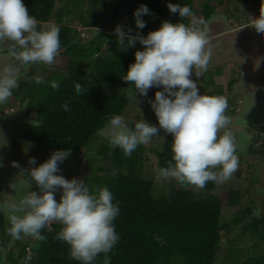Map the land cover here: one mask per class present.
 I'll list each match as a JSON object with an SVG mask.
<instances>
[{"label":"trees","instance_id":"16d2710c","mask_svg":"<svg viewBox=\"0 0 264 264\" xmlns=\"http://www.w3.org/2000/svg\"><path fill=\"white\" fill-rule=\"evenodd\" d=\"M96 1L107 2L110 6L117 3V8L114 6L116 20L125 19L122 23L124 30L130 28L133 35L139 31L145 37L158 30L164 21L172 24L190 23L192 18L182 19L178 13H170L167 7L169 3L187 5L192 9L195 18H200L195 10V0ZM23 3L29 15L34 16L39 23L47 24L53 16L56 17L61 42L57 59L63 69L60 71L63 74H58L61 77L55 71H46L44 83L20 82L13 90L11 102L21 97L22 103L27 106L25 117L33 121L24 125L23 139L44 145L52 152L71 149V154H80L89 148L94 136L108 128L111 117L123 116L130 106L129 95L132 90L123 78L129 66L135 62V52L142 51L143 46L137 42L139 49L120 51L117 36L102 31L95 32L87 44L83 43L82 33L65 23L66 18L74 15L78 5L76 3L73 10L69 9L71 0H23ZM141 5H146L151 15L142 17L146 21V27L138 30L134 12ZM214 11L208 5L205 6L203 20L207 21ZM83 28H91V25ZM256 36L259 38L260 34ZM105 47L107 54L103 55L101 52ZM209 73L208 77L201 78V85L197 83L201 95L224 96L238 83L234 80L224 92L216 85V79L224 74L222 69L210 70ZM52 81L59 83L58 90L51 87ZM76 83L85 86L82 95L76 93ZM116 87L123 88V92L107 93V89ZM65 103L68 104L69 111L63 110L62 105ZM262 130L264 127H261L260 131ZM256 140H252L248 154H257L254 147ZM108 143H104L96 156L110 163L115 171L106 173L102 180H95L94 186L87 185L91 189L107 187L113 193V202L120 207V214L114 221L119 241L109 253L98 255L93 264H216L219 247L229 233L228 228L221 225V217L223 211L229 208L240 210L236 214L235 222L251 217V224L244 227L245 231L250 230L264 241V232H260V226H264V217L254 214V205L242 210V191L231 189L215 195L213 193L217 186L224 182L217 184L209 181L203 189H193V186L183 187L169 178V182L158 192V181L145 176L147 168L146 159L142 156L143 145L128 157L121 149ZM172 143V135L167 136L155 151L158 164L155 171H150L154 175H158L157 170L167 167L172 160ZM235 145L240 167L246 162L250 167L246 154L243 151L240 154L237 144ZM241 173L242 171L238 174L239 178ZM251 194L255 196L254 192ZM2 198L3 190L0 185V200ZM61 228V224L48 225L42 230L41 234L45 237L43 240L29 236V246L23 245L16 259L13 249L10 248L7 260L12 264H26L29 258L36 261V264H81L71 258L69 246L57 239ZM5 229L7 220L0 207L1 244L6 243ZM241 253L243 252H230L227 261L237 263ZM3 260L4 256L0 251V264H3ZM239 264H264V254L253 255Z\"/></svg>","mask_w":264,"mask_h":264},{"label":"clouds","instance_id":"9594fccd","mask_svg":"<svg viewBox=\"0 0 264 264\" xmlns=\"http://www.w3.org/2000/svg\"><path fill=\"white\" fill-rule=\"evenodd\" d=\"M167 7L182 19L192 18L190 23L164 21L146 37L139 31L133 35L132 29L125 31L123 26L114 29L120 51L135 48L137 42L143 46L142 51L135 52V62L123 80L134 86L136 96L147 97L152 88L162 90L148 101L159 127L144 119L130 127L122 115H115L108 121L110 144L131 157L140 145L148 144L163 129L173 137V156L167 167L157 170L158 176L174 179L183 187L203 189L209 181H227L237 170L235 137L228 128L231 118L225 114L227 100L223 96L201 95L191 78L193 72L198 77L196 70H206L210 62L207 22L196 19L187 5L169 3ZM145 15H151L146 5L134 12L136 29L146 27L142 18ZM38 25L23 0H0V44L11 41L10 55L24 66L52 65L60 54V28L53 24L40 29ZM252 28L264 34V0ZM36 83L44 81L38 77ZM18 86L15 69L9 65L0 75V105L9 101ZM51 87L58 90L59 83L52 81ZM75 91L82 95L85 86L76 83ZM62 108L69 111L67 103ZM221 131L223 134L219 135ZM70 155L71 149H60L39 167L25 170L39 193L29 192L18 205H12L15 213L23 215H11L9 234L18 240L24 236L43 240L42 230L55 221L62 225L57 239L69 246L71 258L81 264H93L98 255L109 253L119 241L114 221L120 207L113 202V193L107 187L91 189L83 179L68 180L58 174L60 165ZM28 163L35 165V158ZM12 166L20 168L16 162ZM61 190L57 202L55 196Z\"/></svg>","mask_w":264,"mask_h":264},{"label":"rangeland","instance_id":"374dc122","mask_svg":"<svg viewBox=\"0 0 264 264\" xmlns=\"http://www.w3.org/2000/svg\"><path fill=\"white\" fill-rule=\"evenodd\" d=\"M108 1V0H105ZM115 1V0H112ZM195 10L199 15V19L203 20L204 14L203 9L205 6L213 8L214 14L206 21L208 26V47L211 49V58L206 70L197 69L198 77L193 72L192 79L201 85V78H206L209 76V71L214 69H222L223 75L216 79L217 87L222 91H227L231 82L238 81L234 85L233 90L225 94L223 97L227 100L228 107L226 109V115L231 118L230 130L235 137V144H237V149L240 154L242 151L246 154V158L249 159L250 167L248 163H243L240 167L238 163L237 170L232 174L231 178L224 183L217 186L214 193L215 195H221L227 190H240L244 193V198L242 199V210L254 205V214L258 217H264V36L261 41V34L258 39H254V46L256 47L255 52L258 56V61L252 60V63L259 69H255L254 66L250 67L249 59H246L244 65L239 62L242 57H248L247 54L244 55V51L238 55L240 50L231 45L232 38H226L222 42L217 43L213 38L221 36L228 33L227 30L230 28L238 29L243 24L251 25L253 19L260 16L261 11V0H195ZM78 4L77 6L75 4ZM69 9H74L75 13L72 17L66 18V25L77 28L82 33V42L87 44L92 38V35L97 31H102L106 33H114V29L117 26H122L123 21L116 20L118 4L110 6L109 3L104 1L96 0H71L69 4ZM68 8H66L68 10ZM232 22V27H226L222 23L224 21ZM245 17H248L251 21H247ZM126 18V17H125ZM223 21H221L222 19ZM244 18V19H243ZM246 21L242 23V21ZM81 22H85L81 24ZM219 22V23H218ZM218 23V24H217ZM56 25V17L53 16L52 20L47 24L39 23L38 28L44 29L49 25ZM91 25V28L84 29L83 26ZM94 26V27H93ZM97 27V28H95ZM250 29L252 27H249ZM254 29V28H252ZM247 29H244L245 31ZM92 33V34H91ZM239 34H236V39L239 38ZM233 37V35H228ZM244 38V35L243 37ZM218 41V40H217ZM262 43H261V42ZM11 41H4L0 44V75L3 74V69L11 65L15 69V75L18 79V85L20 82L26 81H36L39 77L41 79L47 77L46 71H55V74H59L63 69L60 68V62L56 58L52 65L45 64H32L24 66L20 61L15 60L9 52L11 47ZM219 44V46H218ZM217 45V46H216ZM133 50L139 49L136 45ZM103 55L107 54L106 47L101 52ZM241 54H243L241 56ZM252 59V58H251ZM219 66V68H217ZM17 67V68H16ZM254 68V71L258 74L257 82H248L250 69ZM245 70V74L242 75V70ZM249 70V71H248ZM249 72V73H248ZM247 73V74H246ZM63 74V73H60ZM61 77V75H58ZM131 92L129 99L131 101L130 106L124 113L123 117L125 122L129 124L130 127H134V123L140 119H144L149 122V116L152 118L151 124L159 127L158 120L155 113L151 109L149 103L146 99L154 100L155 92L161 91L162 88H152L148 92L147 97L140 96L134 89V86L129 84ZM122 93L123 88H110L107 89V93L112 92ZM152 91V92H151ZM204 95V94H202ZM24 97V96H22ZM259 99L261 102L257 103V109L253 114L250 99ZM258 100V101H259ZM10 98L8 102L0 105V185L3 190V198L0 200V207L2 208L3 217L5 219H10L11 215H23V213H15L13 211L12 205H18L19 200L23 199L24 195L29 192L39 193V188L30 177L27 176L26 171L31 167H39L42 163L47 161L51 154L46 146L40 145L38 143H32L24 141L23 139V128L26 123H33L32 120H28L25 117L27 106L22 103L21 97L11 102ZM257 101V102H258ZM253 109V110H252ZM149 110V111H148ZM223 131L219 133L222 135ZM148 144L143 145L144 150L142 156L146 159V178L156 179L157 191H161L162 188L169 182L168 179H162L158 175L151 173L152 169H155L158 164V156L155 151L159 148L160 143L167 139V136L171 134L166 133L163 129L157 134ZM253 137V138H252ZM254 147L257 154H248V147L252 144L253 139ZM251 139V140H250ZM110 142L109 129H105L100 132L91 141L89 148L80 154H71L69 158L60 165L61 172L66 179L71 180L73 178L83 179L86 184L94 186L95 180H102L105 178L106 173H112L115 171L114 167L105 162L102 158L97 157V152L100 151L104 143ZM245 143L247 145H245ZM109 144V143H108ZM239 160V156L236 155ZM31 158H35L36 164L29 165L28 161ZM13 162L20 165V168H15L12 166ZM104 169V171H101ZM219 169L217 168L216 171ZM240 170V171H239ZM251 170V171H250ZM155 171V170H154ZM240 174V178L238 174ZM254 174H253V172ZM24 174H23V173ZM155 173V172H154ZM89 179V180H87ZM17 185V186H16ZM15 187H17L15 189ZM193 189H199L197 187H192ZM13 190L17 192L14 193ZM25 191V193H24ZM255 193V196L251 194ZM62 190L56 193L57 202L60 201V196ZM19 198V200H17ZM240 210L226 209L223 211L221 217V225L227 227L229 233L228 237L222 242V246L219 247L218 251V262L216 264H239L245 261L248 257L253 255L264 254V241L258 236L251 233L250 230L245 231L244 227L251 224V217H245L241 222H235L234 219L236 214ZM51 224H59L55 221ZM5 242H7V229H5ZM260 232L263 234L264 226H260ZM29 236H24L22 239L11 238L8 242L9 245L6 248V243L1 244L0 251L4 256L3 264H12L7 260L8 252L10 248L13 249L14 258H18L21 248L23 245L29 246ZM29 254L31 250L29 247ZM242 251L241 256L238 257L237 263H232L227 261L229 253H236ZM232 256L230 255L231 259ZM26 264H36L33 259H28Z\"/></svg>","mask_w":264,"mask_h":264},{"label":"crops","instance_id":"0c3cea01","mask_svg":"<svg viewBox=\"0 0 264 264\" xmlns=\"http://www.w3.org/2000/svg\"><path fill=\"white\" fill-rule=\"evenodd\" d=\"M244 19V18H243ZM245 19L247 20V21H251L248 17H245ZM256 19V18H255ZM244 22H246V21H242V23H244ZM222 24V26L224 25V29H226V27L228 26V27H232V22H228V21H226V22H224V23H221ZM249 27H252V22H251V25H242L241 27H239L238 29H234V28H230V29H226L227 30V32L228 33H225V34H223V35H221V36H217V37H215V38H213V40H216V42L217 43H219V42H222L223 43V40H225L226 38H232L233 40H232V42H231V44H233L234 42L235 43H237V42H239L240 40H244V41H246L247 43H248V47H249V49L252 51V55H255L254 57L256 58L255 60L256 61H258V56H257V53L258 52H255V49H256V47L254 46V43H255V41H252V40H254L257 36H256V34H258L256 31H255V29H250ZM244 29H247V30H245V31H243ZM81 30H85V29H81ZM239 31H240V36H239V38L238 39H236V34H239ZM256 33V34H255ZM233 35V37H229L228 35ZM243 35H244V38H242L243 37ZM261 35V34H260ZM258 38V37H257ZM263 38V36H261V41L263 40L262 39ZM218 40V41H217ZM260 41V42H261ZM262 43V42H261ZM217 46V45H216ZM239 47V46H238ZM236 49H237V47H236ZM238 50H240V53L241 52H243L244 51V49H241L240 47H239V49ZM240 53H238V55L240 54ZM246 52H244V55H246L247 54V56L248 57H242V59H241V61L239 60V62H241V64L242 65H244L245 64V62H246V59H249V61H252V60H254V59H251L250 57H249V55H248V53H246ZM243 54H241V56H242ZM255 66V65H254ZM255 69H258L259 67H257L256 68V66L254 67ZM253 68V69H254ZM245 70L246 69H243L242 70V75H244L245 74ZM249 73V72H248ZM247 74V73H246Z\"/></svg>","mask_w":264,"mask_h":264},{"label":"flooded vegetation","instance_id":"af4514ba","mask_svg":"<svg viewBox=\"0 0 264 264\" xmlns=\"http://www.w3.org/2000/svg\"><path fill=\"white\" fill-rule=\"evenodd\" d=\"M223 18V17H222ZM221 18V19H222ZM223 19H224V21H223ZM221 21H223L222 23H224L225 22V18H223ZM219 23V22H218ZM217 23V24H218ZM221 24V23H220ZM232 46H234V47H237V50L239 49V47L241 48V49H244V52H246V53H248V55H249V57L250 58H252V59H256L254 56L255 55H252V51L249 49V47H248V43L246 42V41H244V40H240L239 42H237V43H233V44H231ZM239 46V47H238ZM238 53H240V52H238ZM251 65H252V67L254 66V64L252 63V61H250V67H251ZM255 67V66H254ZM17 68V67H16ZM250 69V73H249V78H248V82H252V83H255V81L257 82V76H258V74L254 71V69L253 68H249ZM259 69V68H258ZM4 70V69H3ZM257 70V69H256ZM249 71V70H248ZM259 99H256L255 101H254V99L252 100V98L250 99V104H251V107H253V111H251V113L250 114H253L254 113V111L257 109V111H260V110H258V109H260V108H257L258 106H257V103L259 104L261 101L259 100ZM258 101V102H257ZM17 186V185H16ZM17 187H15V189H16ZM14 191V193H16L17 191L16 190H13ZM24 193H25V191H24ZM26 196V194L24 195V197ZM23 197V198H24ZM17 200H19V198L17 199ZM20 201V200H19ZM10 226H11V224H10V219H7V235L9 236V241H11V238H12V236L9 234V228H10ZM8 239V238H7Z\"/></svg>","mask_w":264,"mask_h":264},{"label":"water","instance_id":"95a60500","mask_svg":"<svg viewBox=\"0 0 264 264\" xmlns=\"http://www.w3.org/2000/svg\"><path fill=\"white\" fill-rule=\"evenodd\" d=\"M92 34V33H91ZM146 102L148 103V99H146ZM149 111V110H148ZM149 122L148 123H150L151 124V122H152V118H151V116H149ZM8 242H9V236H8V239H7V242H6V248L8 247L7 245H9L8 244Z\"/></svg>","mask_w":264,"mask_h":264}]
</instances>
